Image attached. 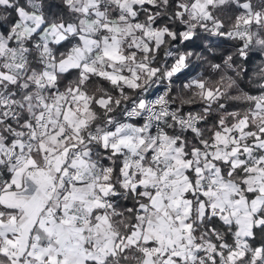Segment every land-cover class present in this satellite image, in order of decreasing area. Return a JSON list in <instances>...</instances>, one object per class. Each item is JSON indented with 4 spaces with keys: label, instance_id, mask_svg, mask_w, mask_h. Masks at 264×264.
I'll return each instance as SVG.
<instances>
[{
    "label": "snow or ice",
    "instance_id": "obj_1",
    "mask_svg": "<svg viewBox=\"0 0 264 264\" xmlns=\"http://www.w3.org/2000/svg\"><path fill=\"white\" fill-rule=\"evenodd\" d=\"M0 264H264V0H0Z\"/></svg>",
    "mask_w": 264,
    "mask_h": 264
}]
</instances>
